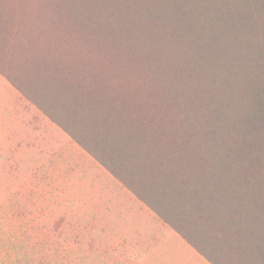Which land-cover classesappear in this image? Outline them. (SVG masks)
Wrapping results in <instances>:
<instances>
[{
    "label": "trees",
    "instance_id": "obj_1",
    "mask_svg": "<svg viewBox=\"0 0 264 264\" xmlns=\"http://www.w3.org/2000/svg\"><path fill=\"white\" fill-rule=\"evenodd\" d=\"M57 1L48 19L79 25L59 32L88 40L133 20L171 48L168 77L195 116H120L108 76H80L44 24L24 74H0L212 264H264V0Z\"/></svg>",
    "mask_w": 264,
    "mask_h": 264
},
{
    "label": "rangeland",
    "instance_id": "obj_2",
    "mask_svg": "<svg viewBox=\"0 0 264 264\" xmlns=\"http://www.w3.org/2000/svg\"><path fill=\"white\" fill-rule=\"evenodd\" d=\"M10 1L6 40H0L3 69L24 74L30 34L38 36L44 24L54 52L69 51L63 60L81 67L80 76H108L105 89L114 95L120 116H195L182 97L183 85L168 77L171 48L152 46L140 24L131 20L126 31L116 19L113 28L98 29L101 37L88 30L92 36L84 40L75 30L57 31L58 26L78 29L77 18L64 24L49 20L45 0ZM95 94L104 97V87ZM16 114L12 105L0 102V264H104V257L116 258L118 248L105 246L112 239L104 230V176L78 160H66L64 168L44 167L39 160L45 154L31 153L21 142L13 145L26 135ZM117 217L111 216L113 240L123 225Z\"/></svg>",
    "mask_w": 264,
    "mask_h": 264
},
{
    "label": "crops",
    "instance_id": "obj_3",
    "mask_svg": "<svg viewBox=\"0 0 264 264\" xmlns=\"http://www.w3.org/2000/svg\"><path fill=\"white\" fill-rule=\"evenodd\" d=\"M12 7L10 0H0V36ZM0 102L13 106L26 133L13 145L21 142L31 153L45 154L39 160L44 167L64 168L66 160H78L104 176V230L112 239L105 246L119 250L116 258L104 257V264H212L4 78ZM114 214L123 225L113 240Z\"/></svg>",
    "mask_w": 264,
    "mask_h": 264
}]
</instances>
